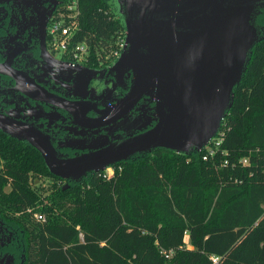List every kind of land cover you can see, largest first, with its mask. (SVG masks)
<instances>
[{
	"label": "trees",
	"instance_id": "1",
	"mask_svg": "<svg viewBox=\"0 0 264 264\" xmlns=\"http://www.w3.org/2000/svg\"><path fill=\"white\" fill-rule=\"evenodd\" d=\"M115 8L79 0L76 41L91 63L124 31ZM256 25L263 30L220 124L226 153L214 160L159 147L109 178L93 171L58 183L33 146L0 130V218L23 239L25 264H264V7ZM40 175L56 180L43 198L33 188Z\"/></svg>",
	"mask_w": 264,
	"mask_h": 264
},
{
	"label": "water",
	"instance_id": "2",
	"mask_svg": "<svg viewBox=\"0 0 264 264\" xmlns=\"http://www.w3.org/2000/svg\"><path fill=\"white\" fill-rule=\"evenodd\" d=\"M110 2L121 16L126 41L116 69L131 70L133 75L129 90L112 110L123 114L146 96L154 103L155 124L122 142L114 158L96 154L62 158L34 127L0 112V130L33 146L48 171L63 179L79 180L134 152L159 147L184 154L200 150L231 106L233 88L261 33L254 17L264 0ZM34 90L40 98L49 95ZM62 105L76 109L73 102Z\"/></svg>",
	"mask_w": 264,
	"mask_h": 264
},
{
	"label": "flooded vegetation",
	"instance_id": "3",
	"mask_svg": "<svg viewBox=\"0 0 264 264\" xmlns=\"http://www.w3.org/2000/svg\"><path fill=\"white\" fill-rule=\"evenodd\" d=\"M56 1L0 0V112L34 127L59 157L96 154L114 158L122 142L155 124L154 103L143 96L125 113L113 112L133 77L131 70L116 69L122 51L116 59H97L96 64L63 58L67 63L56 62V52L47 43ZM254 19L256 24V15ZM36 87L49 95L40 98ZM66 102L75 103L76 109L64 107ZM150 151L131 153L112 165ZM56 180L67 183L72 179ZM24 251L17 230L0 218V264H25Z\"/></svg>",
	"mask_w": 264,
	"mask_h": 264
},
{
	"label": "built area",
	"instance_id": "4",
	"mask_svg": "<svg viewBox=\"0 0 264 264\" xmlns=\"http://www.w3.org/2000/svg\"><path fill=\"white\" fill-rule=\"evenodd\" d=\"M79 0H65L59 3L50 15L47 26V43L50 50L62 54L63 59L71 63H81L90 59V48L84 41H76V32L78 29V15H79ZM126 44L125 31L120 32L113 40L109 48H104V53H99L97 59L102 62L112 61L116 59ZM100 52L101 50H97ZM225 129L224 127L217 130L216 134L211 137L208 142L200 149L203 150V160H214L217 152L225 154L226 151L221 148L223 142ZM215 162V161H214ZM241 165L249 164L247 156L238 160ZM227 159H220L217 166H226ZM115 166H106L102 171L105 178H109L115 173ZM35 218L38 221L43 219V213H36ZM82 239V233L79 234ZM213 264L217 263V258L211 257Z\"/></svg>",
	"mask_w": 264,
	"mask_h": 264
},
{
	"label": "rangeland",
	"instance_id": "5",
	"mask_svg": "<svg viewBox=\"0 0 264 264\" xmlns=\"http://www.w3.org/2000/svg\"><path fill=\"white\" fill-rule=\"evenodd\" d=\"M36 1H42V0H36ZM50 1H53V3L56 1V0H50ZM57 2V1H56ZM56 54V56L58 57V58H56L55 60H56V62H64V63H67L66 61H62V59H60L61 57H62V54L61 53H58V52H56L55 53ZM89 75H91V74H87V76H89ZM56 180H54L52 177H49V176H44V175H40V180L37 182V185L36 186H33V188H34V190H36L40 195H41V197L43 198L44 196H46V195H48L49 193H50V186L52 185V183L53 182H55ZM57 182H58V180H57ZM8 189H9V186H6L5 187V190L6 191H8ZM45 199H43V202L45 203ZM36 213H43V219H41V222L42 221H45L46 220V218H47V215L44 213V212H42V211H35L34 213H33V218L35 219V220H37L36 218H35V214Z\"/></svg>",
	"mask_w": 264,
	"mask_h": 264
}]
</instances>
